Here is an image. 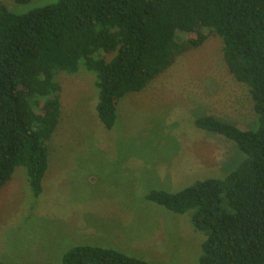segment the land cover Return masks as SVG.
I'll list each match as a JSON object with an SVG mask.
<instances>
[{"label":"trees","instance_id":"1","mask_svg":"<svg viewBox=\"0 0 264 264\" xmlns=\"http://www.w3.org/2000/svg\"><path fill=\"white\" fill-rule=\"evenodd\" d=\"M212 33L222 39L229 73L248 87L258 126L240 129L209 115L194 123L232 140L246 157L224 179L151 190L146 198L190 212L193 229L206 234L198 264H264V0H56L25 13L0 4V188L22 165L32 193L42 191L47 140L59 121L58 71L82 64L95 73L97 117L110 129L122 96ZM62 264L152 263L77 244Z\"/></svg>","mask_w":264,"mask_h":264},{"label":"rangeland","instance_id":"2","mask_svg":"<svg viewBox=\"0 0 264 264\" xmlns=\"http://www.w3.org/2000/svg\"><path fill=\"white\" fill-rule=\"evenodd\" d=\"M55 1L0 4L25 13ZM222 46L212 33L122 96L110 129L97 117L95 73L82 64L58 71L59 121L47 140L42 191L32 193L22 165L0 188V264H62L77 244L152 264H198L206 234L193 229L190 212L169 211L146 194L224 179L246 157L232 140L194 123L209 115L240 129L258 126L248 87L229 73Z\"/></svg>","mask_w":264,"mask_h":264}]
</instances>
